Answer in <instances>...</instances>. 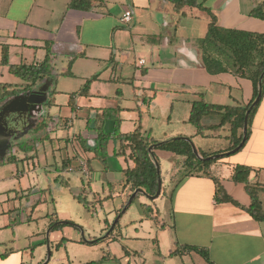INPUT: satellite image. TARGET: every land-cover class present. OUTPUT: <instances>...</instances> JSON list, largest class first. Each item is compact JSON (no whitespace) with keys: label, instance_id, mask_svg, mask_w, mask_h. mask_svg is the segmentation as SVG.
<instances>
[{"label":"crops","instance_id":"0c3cea01","mask_svg":"<svg viewBox=\"0 0 264 264\" xmlns=\"http://www.w3.org/2000/svg\"><path fill=\"white\" fill-rule=\"evenodd\" d=\"M70 1L0 0V58L3 46L8 48L9 65L41 63L49 52L55 76L43 88V98H48L47 115H40L39 108L34 117L43 116L47 121L48 139L36 141L33 149L26 143L39 135L31 133L30 138L10 146L9 155L0 154V264H264V223L256 222L241 208H247L250 200L244 185L232 180L233 169L244 166L250 170L249 184L264 188V93L249 138L231 158H225L229 156L228 126L218 132L205 131L201 136L187 122L192 104L200 97L216 106L241 107L252 98L249 80L230 73L211 75L202 66L197 41L206 34L208 12L184 7L181 16L173 11L171 3L162 0H102L89 11H78L68 9ZM197 1L221 28L264 34V21L253 14L263 0ZM127 11L131 19L123 23ZM72 58V75H60ZM140 60L143 65H139ZM54 67H58L55 73ZM8 74L9 67L0 64V100L4 85L19 89L23 83L4 81ZM92 77L95 79L88 96H75L71 108L70 95ZM50 100L53 102L48 105ZM63 108L69 109L71 118L60 116ZM108 108L120 109V133H132L140 124L143 135L153 142L150 158L158 166L161 183L157 198L140 192L128 204V197L134 194L125 184L122 171L133 164L126 157L116 156L120 145L115 138L107 148L106 168L93 158L97 135H112L114 131L113 121L101 123L95 119ZM73 118L84 121L85 129L58 149L65 152L60 159L62 168L75 171L71 166L74 159L82 175L90 180L88 186L91 178L103 183L102 196L92 193L89 200L87 195H76L93 204V213L75 201L93 216L111 198L118 204L103 224L100 219L92 226L70 217L60 221L48 216L45 220L39 216L30 224L31 214L41 201L32 197L42 191L33 186L23 190V173L9 168V164L29 160L34 169L38 145L57 141L51 137L57 123L70 130ZM217 123L215 117L203 120L207 126ZM179 137L190 139L197 152L221 155L210 165L209 178L186 175L184 157L156 148ZM6 141L8 138L0 137L1 143ZM18 151L23 157L17 155ZM95 162L101 164L97 175ZM81 164H85L88 175L82 172ZM57 178L69 186L68 178ZM212 179L241 207L216 202ZM82 191L85 193L86 188ZM262 197L264 192L260 193L264 208ZM16 200L24 201V209L31 214L7 205ZM143 204L152 209L156 220L144 217ZM189 246L204 250L209 261ZM177 249L179 253L172 255Z\"/></svg>","mask_w":264,"mask_h":264},{"label":"trees","instance_id":"16d2710c","mask_svg":"<svg viewBox=\"0 0 264 264\" xmlns=\"http://www.w3.org/2000/svg\"><path fill=\"white\" fill-rule=\"evenodd\" d=\"M171 3L173 11L179 15H183L184 7H193L205 10L210 15V22L207 25L206 34L202 39L197 41L198 49L201 53V61L204 69L211 75L220 73H230L239 78L247 79L252 84V98L244 107L241 106H216L207 103L202 97L192 104L187 122L195 129L197 135L203 136L205 131L218 132L223 127L228 126L229 135L226 139L229 141V147L226 152L235 149L242 141V130L244 126L245 114L249 112L247 119L246 139L238 150L240 151L245 145L250 135V126L254 115L258 109L264 93V75L261 80V97L259 102L250 109L251 104L256 99L259 92V80L264 74V34L247 32L236 29H225L217 25L216 18L204 9L197 0H162ZM102 0H71L68 9L78 11H89L95 3H101ZM253 14L264 21V0L253 12ZM48 48V47H47ZM48 52V51H47ZM72 58L67 68L60 74L65 77L72 75L71 64ZM0 64L9 67V73L23 81L20 88L14 89L12 85H4L3 98L0 100V108L4 104L6 98H12L22 93L32 90V88L52 76V58L48 52L45 59L41 63L32 65H9L8 64V48H1ZM95 79L92 77L87 80L78 92L71 94L69 105L74 108L75 96H88L89 86ZM12 89L8 91L7 89ZM54 91L52 92V94ZM52 97V95L50 96ZM53 101H49L48 105ZM119 108L104 109L97 114L96 121L104 123L106 121L114 122L113 134H105L100 132L97 135V146L92 150L93 158L99 161L106 168L107 148L111 139L115 138L119 142V149L116 153L117 157H126L133 164L132 168L122 171L125 178V184L130 186V190L134 196H129L128 201L132 203L140 194L145 192L148 196H154L158 189L159 174L156 171V163L150 158L149 148L152 141L143 135L141 125L138 124L132 133L122 134L119 131ZM217 118L218 123L215 125H203L205 118ZM47 121L43 116L34 119L31 133L39 135L38 138L29 140L26 145L34 149L35 142H43L47 140ZM157 149L173 153L177 156L184 157V169L186 175H205L210 177L208 169L210 165L215 163L219 158L210 160H199L192 151V143L188 138H175L157 144ZM202 159L220 154H206L198 152ZM224 154L222 157H225ZM231 155V154H228ZM250 170L244 166H236L233 169L232 180L234 183L243 184L244 191L249 197L250 204L247 208L241 207L238 202L231 198L216 179H212L215 184L214 199L218 203H230L236 207H241L253 220L258 223H264V208L260 199V193L264 192V188L259 184L250 185L248 175ZM61 185L69 188L68 184L60 181ZM74 199L83 206V208L93 213L92 203L81 196H74ZM144 217L148 220H156L153 216L152 209L148 205H141ZM117 225V222L116 224ZM61 225H56L59 228ZM101 241L97 239L96 242ZM190 249L197 251L205 261H209L208 254L204 250H197L195 247L189 246ZM178 249L172 255L178 254Z\"/></svg>","mask_w":264,"mask_h":264},{"label":"rangeland","instance_id":"374dc122","mask_svg":"<svg viewBox=\"0 0 264 264\" xmlns=\"http://www.w3.org/2000/svg\"><path fill=\"white\" fill-rule=\"evenodd\" d=\"M5 37L8 36L6 35ZM3 40L4 38H1V41ZM57 69L58 67H54V73L58 71ZM54 79L55 76L52 75L48 80L44 81V83H38L33 91L9 98L1 106L0 137L8 138V141L3 143L0 142L1 155H9L12 150V147L10 146H13L17 143L20 144L24 140L31 137L30 130L32 122L34 117L39 114L37 112L39 111V108L41 109L40 115H47V110L49 107L46 103L48 102V98H43V88L52 83ZM4 81L21 82L20 79L10 74L7 75V78H5ZM60 116L71 118L69 109L63 108L61 110ZM55 129L56 130L51 133V137L55 139L57 138L58 140L53 141V143L45 142L38 145L34 169L32 167L31 161L29 160L9 164V168L23 173L22 179L20 181L21 188L23 190L29 189L33 186L42 191L40 194H36L32 197L33 200L38 201L41 199V201L37 202L32 214L30 213L29 209H24V201L20 202L19 200H16L14 202H9L7 205L10 208L17 206L19 208L18 211L24 210L27 214H31L32 218H30V224H33L35 222L33 219H38L39 216L42 217V220H45L46 218L44 217L48 216L49 219L57 217L60 221H65L69 219L68 217H70L73 220L78 219L81 221H86L87 224L92 226L97 225V219H100L101 223L103 224L104 220L107 219L108 214H111L116 208L118 200H116V198H111L103 204L102 208L100 207L97 209V213L94 216L87 214L73 197L81 194L87 195V198L91 200L92 193H98V195L102 196V180L91 178V184L88 186V182L90 180L82 175L80 168L78 167V163L74 159H71V166L74 170H76L73 172H66V168H62L60 160L61 157H64L63 153L65 155V152L58 150L59 148H64L65 140L71 138L73 134L77 135L78 133H81L82 130L85 129V122L77 118H73V128H70V130L65 129L62 123H57ZM16 153L20 157H23L21 152L18 151ZM52 153L55 154L54 158L51 156ZM232 156L233 155H229L225 158L228 159ZM93 167L94 175L100 174L99 171L101 164L95 162ZM58 175L69 179V188L61 185L60 180L57 178ZM82 188H86L85 193L82 191ZM43 198L45 201H43ZM262 198L264 200V197ZM51 199L53 200L51 201ZM53 214H55V216H53ZM13 217H16V215L14 214ZM116 219L117 217L115 220ZM20 225L26 224L21 223Z\"/></svg>","mask_w":264,"mask_h":264},{"label":"water","instance_id":"95a60500","mask_svg":"<svg viewBox=\"0 0 264 264\" xmlns=\"http://www.w3.org/2000/svg\"><path fill=\"white\" fill-rule=\"evenodd\" d=\"M263 75H264V74L261 75L260 80H259V88H258V89H259V92H258V95H257L256 99L254 100V102L251 104L250 109H252V108H253V107L259 102V99H260V97H261V88H260V86H261V80H262ZM248 115H249V112H247V113L245 114V118H244V126H243V130H242V141L240 142V144H239L235 149L229 151V152L226 153V154H232V153L237 152V151L241 148V146L243 145V143H244V141H245V139H246V134H247V119H248ZM153 147H154V146L150 147V148H149V151H151ZM192 151H193L194 155H195L199 160H205V161H206V160H210V159H215V158H219V157H221V155H216V156L208 157L207 159H202L201 156L198 154L196 148L193 146V144H192ZM155 167H156V171H157V173H158V172H159V169H158L157 164L155 165ZM160 189H161V183H160V181H158V189H157V192H156V194H155L153 197H150V198H157L158 195H159V193H160ZM141 193H144V192L141 191ZM144 194H145V193H144ZM132 196H133V195H132ZM129 203H130V201H128V204H129ZM113 227H114V225L111 226L110 230H112Z\"/></svg>","mask_w":264,"mask_h":264},{"label":"built area","instance_id":"2783aa9c","mask_svg":"<svg viewBox=\"0 0 264 264\" xmlns=\"http://www.w3.org/2000/svg\"><path fill=\"white\" fill-rule=\"evenodd\" d=\"M130 19H131V13L127 11V12H125L123 14V17L121 19V22L128 23L130 21ZM143 64H144V61L143 60H140L139 61V65H143ZM81 166H82V169H81L82 172H84L85 175H88V172H87V169L85 167V164H81Z\"/></svg>","mask_w":264,"mask_h":264}]
</instances>
